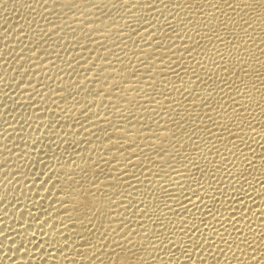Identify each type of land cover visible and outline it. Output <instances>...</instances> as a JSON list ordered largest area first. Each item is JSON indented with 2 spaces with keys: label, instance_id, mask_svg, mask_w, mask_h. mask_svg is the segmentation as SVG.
Instances as JSON below:
<instances>
[{
  "label": "rangeland",
  "instance_id": "374dc122",
  "mask_svg": "<svg viewBox=\"0 0 264 264\" xmlns=\"http://www.w3.org/2000/svg\"><path fill=\"white\" fill-rule=\"evenodd\" d=\"M164 1H165V3L168 1L169 2L165 4ZM175 1L176 0H172V1L171 0H160V2H159V0H137V1L136 0H67V1H65V0H0V264H11V263L12 264H20V262H21V264L22 263L23 264H31V263L33 264V262L24 263L25 261H23L24 260L23 258H21V260L20 259L18 260L17 256H19L20 251L21 250L24 251L26 249L31 252V254H29V256L31 255V257L33 259L35 258L34 260H36V261L34 262V264H43V262L40 260V258H41L40 254H39L40 257L38 256V251L40 253V249L36 246V244L40 241L39 239L42 238L43 236L39 235L41 232V230L39 228L34 227V226H30V225L32 224V222L36 223L35 221H37L41 217H42V220L47 218L48 217L47 215L50 212H52L53 207H54L53 204H55V203H52L53 198L48 199L51 197V195H50L47 198L48 200H46L47 204L44 205L46 198L42 197L44 200L41 198L40 194L37 193L41 190L39 188L35 187V185H33V184L34 183L46 184L45 187H48L47 185H50L51 182L54 180L53 177L54 176L57 177V175H58L56 173H55L56 175L53 174L56 171V169H58V167L64 163L75 164V162H77V160H78V157H79L78 155H81L82 154L81 152L84 149H86L83 147L89 148L90 146H88V145H92L91 146L92 150L95 148L99 150V148H100L99 145L101 143V142L99 143V141L100 140L102 141V139L105 138V136H108V134H106V132L107 133L109 132V134H111V132H113V130L116 127L119 128V126H121L123 123L127 124V123L134 122L135 119L141 120L143 122L142 123L143 124L142 125L143 131L148 130V131H145L146 133L145 132L142 133L143 136L145 133V138L143 136L141 137V139L143 141H146V144L145 143H143L144 145L141 144L139 146V152L137 150V157L142 153L141 155L144 158H141V161L139 164L140 166L139 165H138V167L134 166V167H137L136 169L133 167V170L131 169L130 172L125 170L124 171L125 173L122 172L123 175L119 171L118 172L119 173L118 179L121 182L120 179L123 178L122 182H121L122 184L120 182L119 183L117 182V185H118L117 187H119L118 189H120L118 191V193H120L121 190H122L121 193H123V194L120 193L121 195L119 194L120 195L119 197L117 195V198H119V200L122 201V204H123L122 206H125V208L127 209L125 211L126 214L124 213V216L126 219L125 221L128 224V225L125 224L126 227L130 228V226H131V229H133V231H136V230L141 231V229H142V231H144L143 227L148 228V226H146V225L151 226V227L149 226L150 231H144V232L141 231L142 233L140 231L138 232V234H137L138 236H140V234H143V233L146 235L143 237V239H144V240H142L143 242H141L142 246L139 247L141 251L140 252L137 251L135 254V257L139 258L143 253L142 250H144L145 248L148 249V247H150L152 249L151 252L153 253V255L161 256V255H163V253L166 254V251L168 250L167 249L168 243L171 240L172 234L177 233L178 232L177 230H179L178 228L181 229L183 224H185V223H183L181 226V224L175 225L176 223L173 224L171 222V221H173V219L175 217L176 218L180 217L181 219L183 218V220H185L186 218H188V216L190 214L189 213H183L181 210H179V212H176L177 209L173 211V214H172V212H170L171 214L169 213V211H171V209H170L171 207L169 208L170 199L168 197V191H166V189H168V188L167 187L165 188V186L167 185V182L165 183V181H166V179L168 181L169 180L171 181V179L173 177L174 178L177 177L176 175L180 176L181 170H183V173H184V169L186 168V166L191 168V171L188 173V175L191 172L192 173L189 176H187V177H190V179L186 178L187 180L185 181L184 187H187V186L190 187V185H192L190 188L196 192L194 193L195 196H194V194H191L190 192L188 193L186 191H184L182 193V195L184 194L186 196V194L188 193L189 196L187 194L186 197H190L191 195H193L192 196L193 198L194 197L200 198L204 194L202 196V197H204L203 200L205 199V197H207L206 200H210V201L212 200V198H215L213 196H216L215 200L214 199L213 200L215 201V203L217 205L213 204L214 202L212 201L211 203H209V205L213 204L214 206L213 205L208 206L209 207L208 209H210V207L211 208L213 207L212 209L217 208L216 206H218V203H220L219 199H222L223 195H220V194L219 195L218 194L210 195V194H212L210 192H212V191L215 192L213 189V188H215V186L217 188V186L219 184L221 186L223 185L221 178H220V181L218 178H217L218 181H215V179H216L215 177H214L215 179L213 178V174H214L213 169L215 168L214 166H217V165L220 166L221 164H220V162L217 163L218 161H216V160H218V159L213 160L216 164L212 161V163H214V165L210 162V160H211L210 154L207 152L206 146L204 148L205 150L203 149L204 145L202 144V143L207 142V137H205L206 135H204V132L202 130L203 127L201 126L202 127L201 128L200 125H201V123L203 124L204 121L209 120L211 118V117L208 118L209 111H207V110L214 109V107H215V110L217 109V111H220V108L218 106V102L220 101V99L214 97V98H211L210 100H212V101H210L209 99L201 98L202 96L200 95L201 94L200 92L202 89L209 90V89L214 88V86H215L214 84H216V83H218L220 85V88H221V86H224V85H222L223 82L221 81V78H223L224 76H218V74L215 73L211 77L205 78V76H203V74H200L198 76L201 79L203 78V80H201L200 78H198V76H196L195 73H193V72L191 73L189 71L195 70V68H193V66H198L199 64L201 66H204L205 64L208 63L205 66L209 67V69H211V67H213V65L215 66V64L217 63L216 61L219 59V56H221V58H222V56L224 55V53H222V51L219 50V48L217 49V45L219 46V44L222 43V41H219L218 38L223 37V35L221 33H223L224 31L222 32L223 28H220V31H217L218 29L213 28V27L211 28V25H209V27H206L208 25L203 23L204 21H206L205 19L203 21L202 20L203 18H200V23L203 25V27L200 23L197 24L199 26L195 25L196 26L195 27L194 23L192 24V22H191V21L195 22L194 17L197 16L198 14H199L198 16H200L201 13H199V12L202 10H203L202 12L204 14L202 13L203 15L201 14V16L206 17L209 14H211L212 6H210L211 4L207 5V2L209 1L208 3H210L211 0L191 1V2H194L196 4V5L194 4L195 6L193 4H190V2H188L187 0H178L176 2ZM62 2H64L65 4L63 3V5H62ZM200 2H201V4H200ZM203 2H204V4H203ZM163 3H164V5H163ZM171 3H173V4H171ZM157 6L160 8H158ZM173 8L175 9L174 10L175 14H173ZM176 8L178 10H176ZM191 8L192 9L195 8L196 10L199 9V11L198 10L197 11L192 10ZM190 9H191V12L189 11ZM186 10H188V13ZM165 11H167V12H165ZM208 11H209V14H208ZM186 13H187V15H186ZM189 13H191V14H189ZM250 15L254 16L253 14H248V17ZM171 16H172V18H171ZM192 16H194V17H192ZM189 18H191V19L189 20ZM221 18H223V17L222 16L218 17V23L223 22V20ZM250 18L253 19L252 17H250ZM170 21H171V23H170ZM186 21H188V22L190 21L189 24H186ZM201 21H203V22H201ZM176 22H178V23L176 24ZM231 22H232V20H231ZM234 22H236V21H234ZM234 22H232V23H234ZM173 23H174V25H173ZM210 23H211V21H210ZM180 24H182V26ZM184 24L186 26H183ZM236 24L238 25V23L237 22L234 23V25L236 26L235 30L238 32L241 29V27L238 25L240 27V28H238V26ZM234 25H233V27H234ZM172 26H174L176 28L178 26V28L176 30H174L175 28L171 29ZM193 26L198 31L200 30V32L198 33L197 30H195V28ZM182 27L183 28L185 27V28L183 29ZM144 28H147V29H144ZM209 28H211V30ZM151 29H153V32ZM189 29H191V30H189ZM204 29L205 30L207 29L208 32H206ZM177 30L178 31L180 30L181 32L179 31V34L176 32L177 33L176 34L175 31H177ZM171 31L173 33H171ZM210 31H211V33H210ZM158 32L160 34L161 33L162 34L160 35ZM185 32H186V34L184 36ZM194 32L198 33V34H194ZM201 32H203L204 34H202ZM240 32H241V30L238 32V34L232 35V36H234V39H235L233 41H232L233 37H230V39H229V37H228L229 35H228L227 37L229 40L227 39L228 42L226 40V42H227L226 45L233 44V42H235L237 40V38H239V36H240L239 39L242 40L244 33H242L243 31L241 32L242 34ZM155 33H157V34H155ZM172 34L174 36H172ZM180 34H182L184 36L185 40L188 39V36H192L194 38L193 40H194L196 45H195V49L192 50V52L195 51L194 53H198L197 54L198 56H195L196 55L195 54L194 56L196 58L193 57V58H191V60L194 61L196 59V62L195 63L193 62L194 63L193 64L190 59L184 60L185 58L183 57L184 56L183 54H185V53H179L180 55H178V56H181V58L176 59L178 64H179V65H177L178 67L176 66V67H174V69L172 68L171 70H168L169 71L168 75L165 71V68H162L166 74L163 73L162 75H160L159 79H158V77L154 78L155 80L153 79V81L155 82L154 85H156V86L153 85V88L151 89V86L144 85L142 83V81H141V84H142L141 85L140 79H137L138 76L136 77V75H138L137 73H139V75L142 73H140L139 71L134 72V69L137 68V70H138V64H141L139 66H142L143 64H144L143 65L144 67L147 66L146 60L143 59V55L145 54L143 51H145L144 48L147 45L146 43L147 42L149 43L151 41V39L153 38V39H156L154 41L157 42L158 46L161 45V47H162V46H164L165 43H166L165 47L169 43H170L169 45L174 46L176 44L175 43L176 40H177V42L178 41L182 42V41L178 40L179 39L178 37L179 36L181 37ZM198 35H199V37H198ZM206 35H208L209 38ZM212 35L214 36L215 39L219 35L217 38L218 40L216 39V41L218 43L220 42L219 44L217 42H215V39H213ZM104 36H105V38H104ZM155 36H156V38H155ZM186 36H187V38H186ZM201 36L204 39H202ZM210 36L212 38H210ZM172 37L174 38V40ZM157 38H159L158 41L163 40L164 42L163 41L158 42ZM161 38H163V39H161ZM195 38H196V40H195ZM182 39H183V37H182ZM208 39H209V41H208ZM210 39H211V42L214 41L212 44L210 42ZM204 40H206V41H204ZM215 45H216V49H215ZM224 45H225V43H224ZM199 46H200V48H199ZM173 48H177L176 45ZM216 50H218L219 55L216 54L217 53ZM212 51L213 52L215 51L216 53L214 52L215 53L214 54ZM181 52H184V51L182 50ZM220 53H222V54H220ZM230 53H232V55L234 54L233 51H231ZM230 53H229V55L227 53L228 57L231 55ZM204 55H205V57H204ZM231 56H230V58H234L233 56L232 57ZM140 57H141L142 61H141ZM197 57H199V60L197 59ZM213 57H214V59H213ZM225 57H226V55L223 57V59H225ZM144 58H145V55H144ZM200 60L202 61V63L204 65H202V63H200L201 62ZM187 61H188V64H186ZM197 61L199 62V64ZM204 61H205V63H204ZM158 62H157L158 64H161L160 61H158ZM190 63H192V64H190ZM220 63H222V61L219 59V62L216 64L217 67L220 65ZM101 64H104V67H102ZM105 64L108 66L106 67ZM180 65H181V67H180ZM106 68H107L108 72H107V70L105 71ZM122 68H124V69H122ZM146 68H147V70H146L147 72L144 75H151L154 67L148 65ZM119 69L120 70L122 69V70L120 71ZM124 70H125V72H124ZM172 70H173V72H172ZM174 70H176V71H174ZM110 71H111V73H109ZM201 71H202V69H201ZM121 72H122V74H121ZM128 73H130V75ZM132 73H133V75H132ZM178 73L180 75L181 74L182 75L179 76ZM188 73H190L189 74L190 76L188 75ZM106 74L109 76H106ZM191 75H192L193 80H196V82L200 80L201 82L200 81L197 82L196 85L192 82L190 84L189 81L192 80ZM129 76H131V78ZM134 76H135V78H132ZM166 76H168V77H166ZM175 76H176V78H174ZM102 77H104L105 79L104 78L102 79ZM128 77H129V79H127ZM188 77H189V79H188ZM108 78H111V81ZM119 78L120 79L122 78V79L120 80ZM218 78L220 79V82H219ZM168 79H170V80H168ZM135 80H137L138 83ZM187 80H189V81H187ZM102 81H104V82H102ZM173 82H175L174 84H176V85H172ZM181 82L183 83V85H181L182 84ZM184 82L186 85L184 84ZM203 82H205V83H203ZM209 82H210L209 85L206 84ZM111 83H113L112 85L115 86L114 89H113V86L111 85ZM201 83H203V84H201ZM119 84H120V86H119ZM109 85H111V86L109 87ZM194 85H195V88H194ZM207 85H208V87H207ZM106 86L109 88H107ZM173 86L174 87L176 86L177 88L175 87V90H174ZM179 86H182V87L184 86V87L182 88ZM93 87H95V88L93 89ZM128 87H131V88L128 89ZM106 88L110 89L109 94H108V90L106 91ZM111 88H112V90H111ZM143 88H145V89H143ZM168 88H170V89H168ZM28 89H29V91H27ZM102 89H103V91H102ZM221 89H223V88H221ZM123 90H124V92H123ZM129 90H131V91L133 90L132 92H134V93H132V92L130 93ZM171 90H172V92H171ZM224 90L225 89L220 90V91H222L221 93L227 92L226 90L225 91ZM125 91H126V93H125ZM127 91H129V92L127 93ZM196 91H198V92H196ZM21 92L23 93L22 95H21ZM103 92H107V94L106 93L104 94ZM155 92H159V93H155ZM65 93H67V94H65ZM111 93L114 95H112ZM123 93H125L127 95H125ZM186 93L187 94L189 93V94L187 95ZM129 94L130 95L134 94L135 97L137 96L136 97L137 99L135 98L136 101L135 100H129V103H127L128 101L126 102L125 96H128L130 98ZM178 94H179V96H178ZM165 95H166V98L167 97L168 98L167 99L165 98V101L162 102V100H164ZM122 96H124V98ZM102 97H104V98L102 99ZM160 97L163 99H159ZM87 98H89V99H87ZM222 98L224 99L225 96H223ZM199 99L202 101H203V99L205 100L203 102L201 101L202 104L200 107L195 106L196 100H199ZM120 101H121V103H120ZM130 101H132V103H134V104H132ZM133 101H135V102H133ZM149 101H150V103H149ZM165 102H167V103H165ZM161 103H163V104H161ZM211 103L213 105L215 103V105L219 109L215 105L213 106ZM150 104L154 107L151 108L152 106ZM135 106L138 107V109L135 108ZM229 107L230 108L232 107L231 110L233 109V106H231V104H230V106L227 105V107L224 109L225 114L230 113L231 110ZM227 108L229 111H227ZM135 110H137V111H135ZM144 112H145V114H144ZM146 112H148V113L146 114ZM180 112H181V114H180ZM124 113H125V115H124ZM174 113H175V115H174ZM197 113H198V115H197ZM201 115H202V117H201ZM135 116H137V118ZM191 117H193V118H191ZM83 118H84V120H83ZM145 121H147V122L145 123ZM174 121H176V122H174ZM196 122H197V124H196ZM117 123H118V125H117ZM152 123H153V125H152ZM165 123H167V124H165ZM209 123H211V122H209ZM192 124H194V125H192ZM108 128L109 129L112 128L113 130L110 131ZM156 128H157V130L159 129V130H163V131H165L164 128H166V130L167 129L171 130V131H169V136L167 138H166V132H165V133H162L163 135L160 136L161 137L160 139L156 140V141H158V140L160 141L161 139L165 140L164 143L166 142L165 144L166 145L168 144V146H170L169 149L172 153L171 152L169 153V154H171V156H169V157L167 156L169 149H168V151L167 150H165V151L160 150L161 153L159 152L158 155H157V153L156 154L154 153L153 156H150V154L152 155L153 149H154V151L156 148L159 149L158 145L156 148H154L155 146L152 145L153 146L152 147L150 144L152 149L148 145L150 142L153 143V140L156 138V136H154L155 133L157 134ZM160 128H162V129H160ZM72 130H73V132H72ZM116 130L119 131L120 128L119 129L116 128ZM116 130H114V131H116ZM159 130H158V133L163 132V131L159 132ZM92 131L95 133H92ZM151 131H153L155 133H152ZM149 132L151 133L152 136H154V139L151 136L152 137V140H151ZM72 133L74 134V136ZM94 134H97V135H94ZM102 134L104 135L103 138H102ZM164 134H165V138L163 137ZM148 135H149L150 139H149V137H146ZM72 136L74 137L73 140H72ZM86 136H87V138H86ZM97 136H98V138H97ZM78 138H80V141H78ZM89 138H90L89 142L92 141V139H93L94 143L92 141L88 144L87 141ZM95 139H96L97 143H95ZM170 139H171V141H170ZM81 140H82V142L86 141V143L88 145L86 146V143L85 142H84L85 144L82 143ZM167 141L171 144H169ZM141 143H142V141H141ZM77 144L78 145L80 144L83 147L78 146ZM82 144H84V145H82ZM97 144H99V145H97ZM146 147L151 149V151L146 149ZM176 148H177V150H176ZM198 148L200 151L202 149V151L200 152L198 150ZM78 149H80L81 151L80 150L78 151ZM173 150H175V151H173ZM205 151H206L207 155L205 154ZM75 152H80V153H75ZM162 152L166 156H164ZM99 153H102V151L100 150ZM147 154H148V156H147ZM203 154L206 156H204ZM73 155H76V157ZM141 155H140V157H141ZM155 155H157V156H155ZM159 155L162 158L163 157L169 158V162L167 161V162L160 163L162 158ZM148 157H151V158L148 159ZM157 157H159V158H157ZM200 157H201V159H200ZM222 157H224V155ZM222 157H221V159L222 160L225 159V161H226V158L225 157L222 158ZM143 159H144V161H143ZM195 159L198 162L194 161ZM50 160H51V162H50ZM73 160H75V161L73 162ZM202 160H204V162ZM171 161L174 163H175V161H177L175 164H179V163L180 164L175 165ZM200 162H202V163H200ZM224 162H223V164H224ZM163 164H164V166L166 165L165 166L166 168L167 167L169 168V166H170L171 169L169 168V170H172L171 174H170V171L167 169L169 172L165 173L164 177L162 176V174L161 175L159 174L160 171L157 172V170H161L160 168H162L164 170L165 167L163 166ZM230 164L231 163L227 162L226 164L221 165V167L223 166L222 170L226 173L228 178L230 177V175L231 176H233V175L237 176L238 175L237 174L238 173L237 167L235 168V166H233L234 164L233 165H230ZM226 165H227V167H226ZM180 166L182 167V169ZM231 166H232V169L234 167V170L229 171L228 169L231 168ZM129 167L132 168V166H129ZM140 167H141V170H140ZM224 167H225L226 171L224 170ZM149 168H151V169H149ZM200 168H202V169L204 168V169L202 170ZM102 169L103 168H101L99 170L100 171L99 174L96 175V177H95V179L98 177V179H97L98 181L100 179L99 175L101 178L104 177L103 174L105 175L106 178L109 177V173L105 172V169L103 171L108 174L107 175L108 177L106 176L105 173L102 174V172H103V171L101 172ZM134 169L136 170V172H133V171H135ZM149 171H151V172H149ZM197 171H198V173H197ZM236 171H237V173H233ZM224 172L223 173L221 172V177L224 176V174H225ZM183 173L181 175H183ZM208 173H210V175ZM49 174L50 175L52 174L53 176L52 175L50 176ZM131 174H132V177L131 176L130 177L132 179L127 176V175H131ZM133 174L136 176H134ZM48 176L51 178H48ZM161 177L163 178V180ZM191 177H193V178H191ZM225 177L226 176L223 177L224 181H228V178L227 177L225 178ZM46 178L52 179V180L50 181V180H47ZM125 178H127L128 181H130V183L132 182V180L134 181L135 178L137 180H135L136 182L134 181L133 184L131 183L132 186L131 185L128 186L129 182ZM141 178H143V179H141ZM95 179H94V181L96 182L97 180H95ZM124 179H125V181H123ZM158 179L160 180V183H159ZM100 180H102V179H100ZM138 180L141 181V182L140 181L138 182L139 184H137ZM151 180H152V182H151ZM170 181L168 182V184L171 183ZM95 182L93 183V181H92L93 184H95ZM126 182H128V183H126ZM156 182H158L159 184L158 183L156 184ZM151 183H153V184H151ZM187 183H188V185H186ZM125 184H127V185L125 186ZM202 185H203L204 192H202L203 189H201ZM212 185H214V186H212ZM32 186H34V188ZM195 186H198V188L197 187L193 188ZM91 187L94 188V185H91ZM143 187H145V188H143ZM36 188L39 190H37ZM28 189H29V191H28ZM139 189H141V190L139 191ZM123 190H125V191H123ZM135 190H136V193L133 192ZM45 191H47V190H45ZM137 191H138V193H137ZM198 192H200V193L202 192V193L199 194ZM205 193H207V194H205ZM208 193H210V194H208ZM124 194H126V195H124ZM131 194H132V196H130ZM136 194H137V196H136ZM38 195L40 197H38ZM106 195H108V194H106ZM184 195H183V198H184ZM205 195H207V196H205ZM217 195L219 196V199H218ZM111 196L116 197L112 193L109 195V198ZM220 196H221V198H220ZM165 197L169 199V202ZM202 197L200 198L201 200H202ZM200 199H198V200L201 201ZM35 200H37V201H35ZM123 200H125V201H123ZM39 201H41V202L39 203ZM126 201L128 202V204ZM34 202L35 203L37 202L36 204H38V203L39 204L38 205L33 204ZM137 203H138V206H137ZM27 205H28V207H27ZM50 205H53V206L50 207ZM134 205H136L137 207ZM41 206L43 207V209ZM55 206H56V204H55ZM44 207H46L47 210H45ZM129 207H133V208H129ZM160 207H161V209H160ZM39 208H41L42 211L45 212L46 215L43 212H41L43 214L40 215L41 209H39ZM134 209H136V210H134ZM164 209H166L168 212L164 211ZM25 210L28 214L24 213ZM131 210H133V211H131ZM46 211H48V213H46ZM137 211L140 213L139 215H138ZM200 211H201V209H195L193 211V214H196V215H193V217L195 216V218H198V219L200 218L198 220L199 225L201 224V221L203 224V225H200L201 227L199 226L201 229L204 226H206V224H204L205 220L202 218L203 216L199 217L200 214H198V213ZM180 212H182L183 214L181 215ZM178 213L181 216H179V215L177 216ZM34 214H36V215H34ZM33 215L35 216V218ZM43 215H45V217ZM160 215H161V217H160ZM165 215L167 216L166 218H165ZM36 216H38V219ZM146 217L147 218L149 217V218L147 219ZM145 219L148 221L145 222ZM137 220H139V223L141 225L139 223H137L138 222ZM153 220H155V221H153ZM39 221H41V219ZM26 223H29L30 225L26 224ZM165 223L167 225H165ZM156 224L157 225L159 224L160 227L159 226L156 227ZM161 224H162V226H161ZM28 225H29V227H32V228H29V227H28L29 229L26 228ZM174 225H175V227H174ZM169 226H171V227H169ZM135 228H136V230H135ZM38 229H39V232H38ZM166 229H168V230H166ZM175 229H176V232H175ZM200 229L199 230L196 229V232H195L192 228L191 232L194 231V234L196 236L197 232H198V234L200 233L199 232ZM162 231H164V233ZM22 232L25 235H23ZM28 232H30V234ZM145 232H147V233H145ZM109 233L110 232L107 233L108 236H110L112 234V233L111 234H109ZM116 233L118 235L119 234L121 235L122 231L116 232ZM37 235H39L40 238H37V242L35 240H34L35 242H33L32 238L34 236H37ZM30 236H31L32 242L29 239ZM154 237L157 239H155ZM147 238H149V239H147ZM163 238L165 241L162 240ZM168 239H169V241H168ZM30 242H31V245H30ZM160 243H163V245ZM165 243H167V244H165ZM153 244H155V245L160 244V247H161V245H162V247H161V249H159L158 245H157L158 246L157 247ZM151 245H153V246L151 247ZM166 245H167V247H165ZM18 247H20V248H18ZM24 247H25V249H24ZM150 248L148 250H151ZM157 248H158V250L155 254V252L153 250L156 251ZM17 249H18V251H17ZM32 249H33V251H31ZM165 249H167V250H165ZM146 250H144V251H146ZM35 254L38 257L34 256ZM168 254L170 256V253H168ZM157 256H154V257H157ZM26 259H28V258H26ZM26 261H28V260H26ZM148 262L149 261H147V264H149Z\"/></svg>",
  "mask_w": 264,
  "mask_h": 264
},
{
  "label": "bare ground",
  "instance_id": "6f19581e",
  "mask_svg": "<svg viewBox=\"0 0 264 264\" xmlns=\"http://www.w3.org/2000/svg\"><path fill=\"white\" fill-rule=\"evenodd\" d=\"M65 1H67V0H65ZM176 1H178V0H176ZM187 1L190 2V4L194 5L195 3L191 2V1H196V0H187ZM159 2H160V0H159ZM168 2H166V3H168ZM204 2H203V4H204ZM208 2H207V5L211 4L210 6H212L211 14H209V11H208V14H209L208 16H206V17L205 16H201V14L203 13L202 12L203 10H202V11L199 12V13H201L200 16H198L199 14L197 16H195V17L192 16V17H194L195 20L194 19L193 20L195 22H193V21H191V22H192V24L194 23V26H195V25L200 23V18H203L202 20L204 21V19H205L206 21H204V22L201 21V22H203L206 25H208V26H206L204 24L206 27H209V25H211V28L212 27L216 28V29H218L217 31H220V28H223V30L221 29L222 32L224 31L223 33H221L223 35V37L222 38H220V37L218 38L219 35L217 36L219 41H222V43L219 42L220 43L219 44L216 41L217 38L215 39L214 36L212 35L213 39H215V42H217L219 44V46L217 45V49L219 48V50H221L222 53H224L222 58H221V56H219V59L222 61V63H220V65L217 67L216 64L219 62V59L217 61L215 60L217 63L215 64V66L213 65V67H211V69H209V67L205 66L208 63L204 65L202 63V61L200 60L201 61L200 63H202V65H204V66H201L199 64V62L197 61L199 65L198 66H193V68H195V70H193V71L190 70L189 72L195 73L196 76H198L200 74H203V76H205V78L211 77L215 73H217L218 76H224L223 78H221V81L223 82L222 85H224V86H221V88H223V89H225L227 91V92H224L226 95L224 93H221L222 91H220V90H223V89H221L220 85L218 83H216V82H215L216 84H214L212 82L215 85L214 88L209 89V90L202 89L201 92H200L201 93L200 95L202 96L201 98L210 100L211 98L216 97V98L220 99V101L218 102V106L220 108V111H217V109L215 110V107H214V109H209V110L206 109L207 111H209L208 118H210V117L211 118L209 119L210 121L206 120V121H204L205 123L203 122V124L201 123V125H200V127L201 126L203 127L202 130L204 132V135H206L205 137H207V142L202 143V144L204 145L203 149L206 146V150L210 154V157H211L210 158L211 159L210 162L211 163H212L213 160L218 159L216 161H218L217 163L220 162L221 165H224L227 162L231 163L230 165L234 164L233 166H235V168L237 167L238 173H237V171L233 172V173H237L238 175L237 176L233 175L234 176L233 177V176H231L229 174L230 177H231V178L229 177L230 178L229 179L228 176L226 175V173L222 170L223 166L222 167H221V165L220 166L219 165L214 166L215 168L213 169V172H214L213 178L214 177L216 178V179L214 178L215 181H218V179L220 181V178H221L222 182H223V185L221 186L219 184L220 186L218 185L217 188L215 186V188H213L215 192H213V191L210 192L209 191L212 194H210V193H208V194H210V195H213V194H218L219 195L220 194V195H223V197H222V199H219V196L217 195L218 199L220 200V203H218V206H216L217 208H215V209H212L213 207L212 208L210 207L211 210L208 209L209 208L208 206H211L213 204L217 205L215 203V201H214L216 196H213L215 198H212L211 201L210 200H206L207 197H205V199L203 200L204 197H202V196L204 194L201 196L202 200L200 199L201 197L200 198H198V197L195 198L194 197L195 198L194 199L192 197L193 195H191L190 197H186L189 192L191 194H194L196 192V191H193V189L190 188L192 185H190V187H188V186L184 187L185 181L188 178L190 179V177H187V176H189L192 173L191 172L188 175V173L191 171V168H189L187 166H186V168L184 167L185 168L184 169V173H183V170H181L180 176L176 175L177 177H175V178L173 177L172 179L170 178L171 181L170 180L169 181L171 183H169V184H168L169 181L165 178L166 179L165 183L167 182V185L165 186V188L166 187L168 188V189H166V191H168V197L170 199L169 208L171 207L170 208L171 211H169V213L172 212V214H173V211L177 209L176 212H179V210H181L183 213H189L190 215L188 216V218H186L187 220L185 218H184L185 220H183V218L181 219L180 217H178V218L175 217L173 219V221H171L173 224L176 223L175 225L181 224V226H182L183 223H185V224H183L181 229L176 226L179 229V230H177L178 232L175 233V234H172V236L170 235L171 236V240L168 243V248H167L168 250L165 249V250H167L166 254L163 253L164 256L163 255H161V256L153 255V253L151 252L152 249L147 246L148 249L150 248L151 250H148L147 248H145V249L143 248L144 250H146V249L147 250L146 251L142 250L143 251L142 255L140 254L141 256L139 258L138 257L136 258L135 254H136L137 251H139V252L141 251L139 247L142 246L141 242H143L142 241V240H144L143 237L146 234L143 233V234H140V236H138L137 234H138V232L140 230L137 231L136 228H135L136 231H133V229H131V226H130V228L126 227L125 224H127V222L125 221L126 219H125L124 213L126 214L125 211L127 209L125 208V206H122L123 205L122 201L119 200V198H117V195L119 197L121 194H123V193H121L122 190L120 192L121 194L118 193V191L120 189H118L119 187H117L118 186L117 182L118 183L120 182L119 179H118V177H119L118 176L119 175L118 172L119 171L121 172V174L125 170L130 172L131 169L133 170L134 166L138 167V165L140 164L141 158H144L141 155L142 153L140 154L141 157H140V155L138 156L139 158L137 157V150L139 152V146L141 144L144 145L143 143L146 144V141H143L141 139V137L143 136L142 133L145 132V131H148V130H144L143 131V129H142L143 128L142 127V125H143L142 123L143 122L141 120H138V119H135L134 122L127 123V124L122 122L123 124L121 126H119V128H120L119 131L116 130V128L119 129L118 127H116L114 129L116 131H114L112 128H110V129L108 128L110 131L113 130V132H111V134H109V132L108 133L106 132V134H108V136H105V138H103L104 135L102 134V138L103 139H102V141L101 140L99 141V143L101 142L100 145L97 144V145L100 146L99 150L96 149V148L92 150V147H91L92 145H88L90 142L93 141V139H92V141L89 142L90 138L87 141L88 144L86 143V141H84L86 143V146L87 145L90 146L89 148L88 147H83L80 144L79 145L77 144L78 146H81V147L86 148V149H84L81 152L82 153L81 155H78L79 157H78L77 162H75V164L64 163V164L60 165L58 167V169H56L57 172L55 171L53 173V174H55V173L58 174L57 177L56 176L53 177L54 180L51 182V184L48 182L50 184V185H47L48 187H45L46 184H40V183L39 184H36V183L33 184V185H35V187H37V188H39L41 190V191L37 192V193L40 194L41 198L42 197L46 198L44 205L47 204L46 200L52 199V198H53V202L52 203L56 204V206H55V204H53L54 207H53V210L51 209L52 212H50L48 210L50 213L47 215L48 217L45 218L44 220H42V217L38 219V216H36L37 219H38L37 221H35L36 223L32 222L31 225L29 223H26V224H29L30 226L37 227V228H39L41 230L39 235H41L43 237L40 238V236L37 235L38 237L34 236L32 239H33V242H35V241L37 242V238H40L39 239L40 241L37 243L38 245L36 244V246L40 249V253L38 251V256L40 254V256H41L40 260L43 262V264L44 263L45 264H147V261H149L148 262L149 264H264V0H211L210 3H208ZM63 3L64 2H62V5H63ZM164 3H165V1H164ZM164 3H163V5H164ZM173 3H171V4H173ZM200 4H201V2H200ZM158 8H160V7H158ZM191 9L189 10L190 12H191ZM174 10L175 9L173 8V14H175ZM176 10H178V9L176 8ZM192 10H196V9L194 8ZM197 10L199 11V9H197ZM186 11L188 13V10H186ZM165 12H167V11H165ZM187 13H186V15H187ZM189 14H191V13H189ZM248 14H253L254 16L250 15L248 17ZM219 16L223 17V18H221L223 20L222 23H218V17ZM250 17H252L253 19H251ZM171 18H172V16H171ZM191 18H189V20ZM231 20H232V22L236 21L238 23V25L241 27V29H240L241 32L243 31L242 33H244V36H243L242 40L239 39L240 38V36H239V38H237V40L235 42H233V44L226 45L228 40L230 39V37H233L232 41L235 40L234 36H232V35L238 34V32L240 31L239 29H238L239 30L238 32L235 30L236 26L234 25V23H236V22L232 23ZM210 21H211V23H210ZM187 22L188 21H186V24H189L190 21L188 23ZM170 23H171V21H170ZM174 23H173V25H174ZM177 23L178 22H176V24ZM180 25L182 26V24H180ZM233 25H234V27H233ZM183 26H186V25L184 24ZM197 26H199V25H197ZM239 26H238V28H240ZM202 27H203V25H202ZM173 28H175L174 30H176L178 28V26H177V28L172 26L171 29H173ZM211 28H209V29L211 30ZM144 29H147V28H144ZM207 29L206 30L204 29V30L206 32H208ZM151 30L153 32V29H151ZM189 30H191V29H189ZM195 30H197V29L195 28ZM179 31L177 30V31H175V33L177 32L179 34ZM197 32L199 33L200 30L199 31L197 30ZM171 33H173V32L171 31ZM198 33L194 32V34H198ZM201 33L204 34L203 32H201ZM210 33H211V31H210ZM155 34H157V33H155ZM185 34H186V32L184 33V36H185ZM180 35H181V37L179 36L178 40H180L182 42H179V41L177 42V40H176V42L174 41L176 43L175 45H176L177 48H173V47H175V45L174 46L172 45L173 46L172 47L171 45H169L170 43L169 44L167 43L168 45L165 47L166 43L164 44L163 40H161V41H163L162 43L164 44V46H162V47H161V45L158 46L157 42L154 41L156 39L152 38L149 43L146 41L147 45L144 48L145 51H143L145 53L144 54L145 58H144V55H143V59L146 60L147 66L148 65L153 66L154 69H153V72L151 73V75H144L147 72L146 71L147 70V68H146L147 66L144 67L143 66L144 64H143L142 65L143 67H142V66H139L141 64L137 63L138 64V70L136 68V69H134V72H138L139 71L140 73H142L140 75H139V73H137L138 75H136V77L137 76L139 77V78L137 77V79H140V84H141V81H142V83L144 85H147V86L149 85V86H151V89H152L153 85L155 84V82L153 81L154 78L158 77V79H159V76L162 75L163 73H165V71H166V73L168 75V73H169L168 70H171L172 68L174 69V67L179 65L177 60H176V59L181 58V56H178V55H180L179 53H185V54H183L184 55L183 57L185 58V59L183 58L184 60H186V59L187 60L188 59L191 60V58H193L195 56H198L197 55L198 53H194L195 51L192 52V50L195 49V45H196L194 40H193L194 38L192 36H188L189 35L188 34L187 35L188 39L185 40L184 36L182 34H180ZM172 36H174V35L172 34ZM187 36H186V38H187ZM206 36H208V35H206ZM227 36L229 37V39H228ZM182 37H183L184 40L182 39ZM198 37H199V35H198ZM203 37H202V39H204ZM104 38H105V36H104ZM155 38H156V36H155ZM159 38H157V41H158ZM208 38H209V36H208ZM210 38H212V37L210 36ZM161 39H163V38H161ZM173 40H174V38H173ZM195 40H196V38H195ZM226 40H227V42H226ZM161 41H158V42H161ZM204 41H206V40H204ZM208 41H209V39H208ZM210 42H211V39H210ZM213 42L214 41H212L211 44ZM224 43H225V45H224ZM199 48H200V46H199ZM215 49H216V45H215ZM182 50L184 52H181ZM231 51L234 52L233 55H232V53H230ZM216 52L215 53L217 55H219L218 54V50H216ZM222 53H220V54H222ZM227 53H228V55L230 53L234 58H230L231 55L228 57ZM225 55H226V57H225V59H223V57ZM199 57H197L198 60H199ZM204 57H205V55H204ZM140 59H141V57H140ZM213 59H214V57H213ZM141 61H142V59H141ZM158 61H160L161 64H158L159 63ZM193 62L195 63L196 59L194 61H192V63ZM192 63H190V64H192ZM204 63H205V61H204ZM186 64H188V61H187ZM101 65H102V67H104V64H101ZM107 66L108 65H106V67ZM180 67H181V65H180ZM162 68H165V71ZM122 69H124V68H122ZM201 69H202V71H201ZM106 70H107V68L105 69V71ZM174 71H176V70H174ZM107 72H108V70H107ZM124 72H125V70H124ZM172 72H173V70H172ZM109 73H111V71ZM133 73H132V75H133ZM107 74H106V76H109ZM121 74H122V72H121ZM128 74L130 75V73H128ZM189 74L190 73H188V75ZM181 75L179 74V76H181ZM131 76H129V77L131 78ZM176 76L174 78H176ZM129 77L127 79H129ZM166 77H168V76H166ZM103 78L104 77H102V79ZM132 78H135V76L132 77ZM198 78H200V77L198 76ZM108 79H110V81H111V78H108ZM170 79H168V80H170ZM188 79H189V77H188ZM191 79H192V75H191ZM201 80H203V78ZM135 81H137V80H135ZM187 81H189V80H187ZM199 81H197V82H199ZM102 82H104V81H102ZM191 82L194 83L195 85L197 83L196 80H193V79L191 81H189L190 84H191ZM219 82H220V79H219ZM137 83H138V81H137ZM174 83L175 82H173L172 85H176ZM203 83H205V82H203ZM203 83H201V84H203ZM112 84L113 83H111V85ZM184 84H185V82H184ZM206 84L209 85L210 82L206 83ZM111 85H109V87ZM181 85H183V83ZM195 85H194V88H195ZM208 85H207V87H208ZM119 86H120V84H119ZM154 86H156V85H154ZM109 87H107V88H109ZM114 87L115 86H113V89H114ZM175 87L173 88L174 90H175ZM179 87H182V86H179ZM94 88L95 87H93V89ZM107 88H106V91L108 90V94H109V90L110 89H107ZM129 88H131V87H128V89ZM143 89H145V88H143ZM168 89H170V88H168ZM111 90H112V88H111ZM27 91H29V89ZM102 91H103V89H102ZM129 91L131 93L133 90L132 91L129 90ZM129 91H127V93ZM123 92H124V90H123ZM171 92H172V90H171ZM196 92H198V91H196ZM103 93L107 94V92H103ZM125 93H126V91H125ZM125 93H123V94H125ZM132 93H134V92H132ZM155 93H159V92H155ZM22 94L23 93L21 92V95ZM65 94H67V93H65ZM112 95H114V94H112ZM125 95H127V94H125ZM129 96H130V98L128 96H125L126 97V102L128 101L127 103H129V100H135L136 101V99H137L136 97L137 96L135 97L134 94H131V95L129 94ZM178 96H179V94H178ZM223 96H225L224 99L222 98ZM122 97L124 98V96H122ZM103 98L104 97H102V99ZM165 98H166V95L164 97V100H162V102L165 101ZM87 99H89V98H87ZM159 99H163V98L160 97ZM200 99L196 100L195 106H198V107L201 106V104H202L201 101L202 100H200ZM204 99H203V101H205ZM135 101H133V102H135ZM150 101H149V103H150ZM210 101H212V100H210ZM130 102L132 103V101H130ZM120 103H121V101H120ZM165 103H167V102H165ZM132 104H134V103H132ZM161 104H163V103H161ZM230 104H231V106H233V109L231 110L232 107L231 108L229 107L230 110H231L230 113L229 114L228 113L225 114L224 109L227 107V105L230 106ZM214 105H215V103H214ZM153 107L154 106H152L151 108H153ZM135 108L138 109V107H136V106H135ZM135 111H137V110H135ZM227 111H229L228 108H227ZM125 113H124V115H125ZM147 113L148 112H146V114ZM144 114H145V112H144ZM180 114H181V112H180ZM174 115H175V113H174ZM197 115H198V113H197ZM135 117L137 118V116H135ZM201 117H202V115H201ZM191 118H193V117H191ZM83 120H84V118H83ZM208 121L211 122V123H209ZM146 122L147 121H145V123ZM174 122H176V121H174ZM197 122H196V124H197ZM165 124H167V123H165ZM117 125H118V123H117ZM152 125H153V123H152ZM192 125H194V124H192ZM162 128H160V129H162ZM164 129H165V131L158 129L159 132L163 131V132L158 133V130L156 128L157 134L155 132L151 131L152 133H155L154 134V136H156L155 139H154V136H152L150 132H149L150 134L148 133L150 135V137L152 136L153 139L155 140V141L153 140V143L152 142H150V143L148 142L149 143L148 145L149 146H150V144H151V146L154 145L155 146L154 148H156L157 145L159 147V149L156 148L157 150L155 149V151L153 149L152 150V155L150 154V156H153L154 153L155 154L157 153V155H158L160 150H164V151L167 150L168 151V149L170 148V146H168V144L167 145L165 144L166 142L164 143L165 140L161 139L160 141L159 140L156 141L157 139L161 138L160 136L163 135L162 133L166 132V138L169 136V131H171V130H168V129L166 130V128H164ZM72 132H73V130H72ZM92 133H95V132L92 131ZM145 133H144V136H143L144 138H145ZM94 135H97V134H94ZM149 135L146 136V137H149ZM73 136H74V134H73ZM73 136H72V140L74 138ZM98 136H97V138H98ZM150 137H149V139H150ZM152 137H151V140H152ZM163 137L165 138V134H164ZM86 138H87V136H86ZM78 141H80V138H78ZM141 141H142V143H141ZM170 141H171V139H170ZM81 142H82V140H81ZM84 142H82V143H84ZM93 143H94V141H93ZM95 143H97L96 139H95ZM84 144H82V145H84ZM169 144H171V143H169ZM151 146H150V148L152 149L153 146L152 147ZM146 149L151 151V149H149L147 147H146ZM79 150L80 149H78V151ZM100 150L102 151V153H99ZM176 150H177V148H176ZM198 150H199V148H198ZM173 151H175V150H173ZM201 151H202V149H201ZM170 152L171 151L169 149L168 154ZM75 153H80V152H75ZM168 154H167L168 157L171 156V154H169V155ZM205 154H206V151H205ZM157 155H155V156H157ZM163 155H164V153H163ZM206 155H204V156H206ZM223 155L226 158V161H225V159H223V160L221 159V157ZM73 156L76 157V155H73ZM147 156H148V154H147ZM164 156H166V155H164ZM201 157H200V159H201ZM224 157H222V158H224ZM149 158H151V157H148V159ZM157 158H159V157H157ZM74 161L75 160H73V162ZM143 161H144V159H143ZM167 161L169 162V158H167V157L164 158L163 157L160 163L167 162ZM194 161H196V159ZM202 161L204 162V160H202ZM50 162H51V160H50ZM176 162L177 161H175V163ZM196 162H198V161H196ZM223 162H224V164H223ZM172 163H174V162H172ZM200 163H202V162H200ZM214 163H212V164L214 165ZM179 164H175V165H179ZM129 166H132V168H130ZM163 166H164V164H163ZM137 167H134V168L136 169ZM226 167H227V165H226ZM101 168H103L101 170V172L105 169V172L109 173V177L107 176L108 174L103 171L102 174L105 173L108 178H106L104 174H103V176L105 178L104 177L101 178L100 175H99V178L102 179V180L99 179V181H98L97 180L98 177L96 179H95V177H96V175L99 174V172H100L99 170ZM169 168H170V166H169ZM169 168L165 167L164 170L162 168H160L161 170H157V172L160 171L159 174L160 175L162 174V176L164 177L165 173H168L169 171H170V174H171L172 170H169ZM149 169H151V168H149ZM181 169H182V167H181ZM200 169H202V168H200ZM140 170H141V167H140ZM224 170H225V167H224ZM228 170L229 171L234 170V167L232 169V166H231V168H229ZM133 172H136V170L133 171ZM149 172H151V171H149ZM221 172L225 173L224 176H226L228 178V181H224V179H223L224 176L221 177ZM182 173H183V175H181ZM197 173H198V171H197ZM208 174L210 175V173H208ZM127 176L128 177H130V176L132 177V174L131 175H127ZM134 176H136V175H134ZM48 178H51V177L48 176ZM127 178H125V179L128 181ZM191 178H193V177H191ZM94 179L97 180L98 182L97 181L95 182ZM122 179H120L121 182H122ZM125 179L123 181H125ZM141 179H143V178H141ZM47 180L51 181L52 179H47ZM135 180H137V179L135 178L134 181ZM140 180L137 181V184H139L138 182ZM162 180H163V178H162ZM92 181H93V183L95 182V184H93ZM134 181L132 180L131 183L133 184ZM128 182H129L128 186H130L131 183H130V181H128ZM128 182H126V183H128ZM151 182H152V180H151ZM157 183L158 182H156V184ZM159 183H160V180H159ZM151 184H153V183H151ZM91 185H94V188L91 187ZM126 185L127 184H125V186ZM186 185H188V183ZM212 186H214V185H212ZM32 187L34 188V186H32ZM196 187L198 188V186H195L193 188H196ZM143 188H145V187H143ZM39 189H37V190H39ZM201 189H203V185H202ZM45 190H47V191H45ZM140 190L141 189H139V191ZM28 191H29V189H28ZM123 191H125V190H123ZM184 191H186L188 193L187 194L185 193L186 196L183 194L184 195V198H183L182 193ZM133 192L136 193V190L133 191ZM202 192H204V189H203ZM111 193L114 196H116V197H112L111 196L109 198V195ZM137 193H138V191H137ZM198 193L201 194L200 192H198ZM106 194H108V195H106ZM205 194H207V193H205ZM50 195H51V197L48 198ZM124 195H126V194H124ZM40 196L38 195V197H40ZM130 196H132V194ZM136 196H137V194H136ZM188 196H189V194H188ZM194 196H195V194H194ZM205 196H207V195H205ZM220 198H221V196H220ZM166 199L169 202V199L168 198H166ZM198 199H200L201 201H199ZM35 201H37V200H35ZM123 201H125V200H123ZM212 201L214 203L209 205V203H211ZM40 202L41 201H39V203ZM36 203L34 202L33 204H36ZM38 204H36V205H38ZM127 204H128V202H127ZM53 205H50V207L53 206ZM134 206H136V205H134ZM137 206H138V203H137ZM27 207H28V205H27ZM161 207H160V209H161ZM129 208H133V207H129ZM39 209H41V208H39ZM42 209H43V207H42ZM42 209L40 210V213L43 212ZM44 209L47 210L46 207H44ZM136 209H134V210H136ZM195 209H201V211L198 213V214H200L199 217L203 216L202 218L205 220L204 224H206V226H204V227L202 226L203 228H201V229H200V227H201L200 225H203L202 221H201V224L199 225L198 220L200 218L198 219V218H195V216L193 217V215H196V214H193V211ZM26 210H25L24 213L28 214L26 212ZM48 211H46V213H48ZM131 211H133V210H131ZM164 211H167V210L164 209ZM182 212H180L181 215L183 214ZM43 213L45 214V212H43ZM43 213H41L40 215H42ZM139 214L140 213L138 212V215ZM34 215H36V214H34ZM45 215H43V216L45 217ZM178 215H179V213L177 214V216ZM181 215H179V216H181ZM160 217H161V215H160ZM166 217L167 216L165 215V218ZM34 218H35V216H34ZM40 219H41V221H39ZM137 221L136 222L139 223V220H137ZM146 221H148V220L145 219V222ZM153 221H155V220H153ZM29 225L26 228H28ZM165 225H167V224L165 223ZM175 225H174V227H175ZM146 226H148V228H149L150 225H146ZM158 226H159V224L158 225L156 224V227H158ZM161 226H162V224H161ZM169 227H171V226H169ZM29 228H32V227H29ZM148 228L147 227L146 228L143 227L144 231H150V228L149 229ZM192 228H193V230L195 232H196V229H198V230L200 229V231H199L200 233L198 234V232H197L198 235L196 234V236H195L194 231L191 232ZM39 229H38V232H39ZM120 230L122 231V234L118 235L116 232H121ZM166 230H168V229H166ZM182 230L183 231L185 230V231L183 232ZM141 231H142V229H141ZM144 231H142V232H144ZM108 232H110L109 234L112 233L111 234L112 236L111 235L108 236V234H107ZM162 232L164 233V231H162ZM175 232H176V229H175ZM28 233L30 234V232H28ZM145 233H147V232H145ZM23 235H25V234L23 233ZM29 239L32 242L31 236H30ZM147 239H149V238H147ZM155 239H157V238H155ZM162 240H164V238ZM168 241H169V239H168ZM31 242H30V245H31ZM163 243H160V244L163 245ZM160 244L159 245L158 244H156V245L153 244V245H155V246L158 245L159 249H161L162 245L160 247ZM165 244H167V243H165ZM153 245H151V247ZM165 247H167V245ZM18 248H20V247H18ZM24 249H25V247H24ZM157 250H158V248L156 249V251L153 250L155 252V254H156ZM17 251H18V249H17ZM31 251H33V249ZM168 253H170V256H169ZM29 254H31V252L29 250H27V249L24 250V251L21 250L19 256H17L18 260L19 259L21 260V258H23L24 259L23 261H25L24 263L33 262V264H34V262L36 260H34L35 258L33 259L31 257V255L29 256ZM34 256H37V255L35 254ZM154 256H157V257H154ZM26 258H28V259H26ZM26 260H28V261H26ZM20 264H21V262H20Z\"/></svg>",
  "mask_w": 264,
  "mask_h": 264
}]
</instances>
